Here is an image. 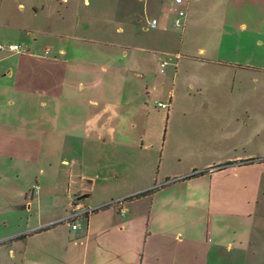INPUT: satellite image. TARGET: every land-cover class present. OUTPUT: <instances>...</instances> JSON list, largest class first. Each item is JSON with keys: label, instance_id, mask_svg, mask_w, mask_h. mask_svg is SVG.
<instances>
[{"label": "crops", "instance_id": "0c3cea01", "mask_svg": "<svg viewBox=\"0 0 264 264\" xmlns=\"http://www.w3.org/2000/svg\"><path fill=\"white\" fill-rule=\"evenodd\" d=\"M9 44L1 239L95 212L70 250L0 264H264V0H0Z\"/></svg>", "mask_w": 264, "mask_h": 264}, {"label": "rangeland", "instance_id": "374dc122", "mask_svg": "<svg viewBox=\"0 0 264 264\" xmlns=\"http://www.w3.org/2000/svg\"><path fill=\"white\" fill-rule=\"evenodd\" d=\"M56 10V9H54ZM164 58V57H162ZM165 59V58H164ZM78 83V82H77ZM84 86V83L82 84V87ZM144 88V87H143ZM166 89L168 90H175V87H173V84L171 83L170 80H168V84L166 86ZM152 104V103H150ZM154 104V103H153ZM152 104V105H153ZM148 106V105H147ZM147 106L145 108H147ZM150 106V105H149ZM153 112L151 113V118L152 122L156 120V117H158L157 111L151 107ZM136 115V116H135ZM136 121L140 124H144L146 120V110L144 109H139L135 114H134ZM140 127L138 126L134 131H130L132 139L135 141L140 140ZM58 171V169H57ZM31 191V189H30ZM30 193V192H29ZM2 196H7L2 194L0 195V198ZM11 196V195H9ZM29 200V199H28ZM60 211V210H58ZM6 212V205L2 201L0 202V213ZM62 222V221H61ZM60 222V223H61ZM1 218H0V224H1ZM79 225V223H78ZM49 232L40 234V235H35L33 237L26 236L27 234L30 235L29 229L24 230V228L21 230L23 233L26 234L24 237L21 238L20 240H12L10 242L6 241V239H1L0 237V252H6L9 250H14V251H30V250H39V251H65V250H70L73 248L72 242H76L74 240H71L68 242L69 238H73V235L77 233V231L71 230L70 226L67 224H59L56 226H51L49 227ZM16 234H21L16 233ZM5 240V241H4ZM77 243V242H76Z\"/></svg>", "mask_w": 264, "mask_h": 264}, {"label": "built area", "instance_id": "2783aa9c", "mask_svg": "<svg viewBox=\"0 0 264 264\" xmlns=\"http://www.w3.org/2000/svg\"><path fill=\"white\" fill-rule=\"evenodd\" d=\"M189 2V0H174L175 5L177 6H184ZM186 19V11L184 9H180L177 11V15L173 21V25L176 28H182L184 25V21ZM156 24V21L153 20L151 22V27L154 28ZM0 50H7L12 53H17L20 51H24L20 45L17 44H9V45H0ZM47 53V50H45ZM166 63L162 62L161 66H164ZM157 107L159 108H166L167 105L158 103ZM39 191L38 186H34L32 189V194H37ZM94 210H81L80 206L76 203L72 204L70 207V211L67 214V217L62 221L63 223L71 224V228L73 230L77 229V225H75V222L78 218L84 217L85 215H88L92 213Z\"/></svg>", "mask_w": 264, "mask_h": 264}, {"label": "trees", "instance_id": "16d2710c", "mask_svg": "<svg viewBox=\"0 0 264 264\" xmlns=\"http://www.w3.org/2000/svg\"><path fill=\"white\" fill-rule=\"evenodd\" d=\"M262 161H264V159H263ZM253 162H257V161L243 162V164H250V163H253ZM148 194H150V191H148V192H146V193H143V194L136 195V196H134L133 198H134V199H135V198H139L140 196H144V195H148ZM106 208H108V206H107V207H103V208H101V210H102V209H106ZM93 212H95V210H94Z\"/></svg>", "mask_w": 264, "mask_h": 264}]
</instances>
